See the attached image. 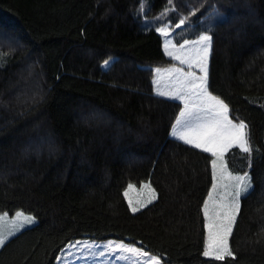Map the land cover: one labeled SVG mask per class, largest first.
Wrapping results in <instances>:
<instances>
[{"label": "trees", "instance_id": "trees-1", "mask_svg": "<svg viewBox=\"0 0 264 264\" xmlns=\"http://www.w3.org/2000/svg\"><path fill=\"white\" fill-rule=\"evenodd\" d=\"M165 25L177 45L213 37L209 91L248 125L251 167L226 154L253 185L235 259L202 255L213 157L170 134L183 105L155 93L156 69L178 64ZM146 182L158 199L134 213L124 193ZM20 211L38 223L0 264H58L80 239L128 241L168 264H264V0H0V213Z\"/></svg>", "mask_w": 264, "mask_h": 264}, {"label": "snow or ice", "instance_id": "snow-or-ice-1", "mask_svg": "<svg viewBox=\"0 0 264 264\" xmlns=\"http://www.w3.org/2000/svg\"><path fill=\"white\" fill-rule=\"evenodd\" d=\"M168 3L172 5L173 0H168ZM141 11H143V4H141ZM169 11H175V6L166 9L164 13H161V17L167 15ZM191 15H195V11L189 14V16ZM188 19L189 17L181 18L175 28L185 25ZM173 30H170L168 25L156 28V31L166 38L164 43L166 54L179 61L181 65H187L188 71L182 67L166 70L168 75L173 78L172 87L160 90V81L157 79L154 81L157 85L156 94L179 100L183 104L170 134L193 148L210 153L213 157L211 160L212 191L203 208L207 239L202 255L216 261H223L227 257L235 259L229 246V238L240 211L241 198L251 189L252 183L251 176L247 172L242 175H234L229 170L225 157L232 149H239L242 153L247 154L249 167H251L253 148L250 143L248 125L244 121L235 122L230 117L228 104L209 91V57L212 51L213 37L205 33L195 41L184 40L177 48L171 39H167ZM109 63V60L104 61L105 66ZM193 69H198L199 74ZM160 72V69H156L158 76ZM218 189H223V193H218ZM129 191H135L133 185L128 186V191L124 193L126 197H128ZM141 191H146V200L137 199L134 203L132 198H128L129 207L134 213L156 199L155 190L150 184H144ZM217 196H219L218 199ZM7 216V213L0 215V247L5 245L8 236L14 234L13 231H8L7 235L4 234ZM21 218H23V223L18 225L16 230H19L24 224L34 222L33 217L16 212L15 220ZM105 251L109 254H116V261H125L128 264H162L159 257L150 254L141 247L123 242L109 241ZM96 255L103 256L105 252L102 251Z\"/></svg>", "mask_w": 264, "mask_h": 264}, {"label": "rangeland", "instance_id": "rangeland-1", "mask_svg": "<svg viewBox=\"0 0 264 264\" xmlns=\"http://www.w3.org/2000/svg\"><path fill=\"white\" fill-rule=\"evenodd\" d=\"M170 30H172V29L170 28ZM174 32H175V30L171 31V35L167 39H171L172 43L175 44L176 47L178 48L179 45H177L175 43L174 38H173ZM163 38H164V43H165V39L166 38L165 37H163ZM193 41H195V40H193ZM164 50H165V48H164ZM170 58H172V57H170ZM175 61H177V60H175ZM209 61H210V57H209ZM177 62H178L177 65H174V66H171V67L158 68V69L161 70V72H160L159 76L156 73L155 80L159 79L160 83H164L163 84L164 88L163 87H162L163 89L161 88L162 91L163 90H167V89L172 87V79L173 78L168 75L166 70H169V69H171L173 67H182V68H184L185 71H188L187 65H181L179 63V61H177ZM193 70L197 71V74H199V70L198 69H193ZM155 87L157 88L156 84H155ZM155 93H156V89H155ZM234 175H237V174H234ZM146 183L150 184L148 182H146ZM146 183H143L141 185H137V184H133V183L129 184V185H133L134 186L135 191H129L128 197H126L127 200H128L129 197L132 198L134 203H135V201L137 199L146 200L147 199L146 191H144V192L141 191L143 185L146 184ZM151 187L155 190V188L152 185H151ZM252 188H253V185H252L251 189H249V191L246 194H244L243 196L247 195L252 190ZM126 191H128V187H127ZM155 193H156V199L151 204H153L158 199V193H157L156 190H155ZM218 193H223V189H218ZM218 198H219V196H217V199ZM151 204H148L146 207L141 208L140 211L146 209ZM240 206H241V201H240ZM140 211H138V212H140ZM20 212H22V211H20ZM22 213L24 215H26V216L33 217L34 218V222L31 223V224H24L23 227H20L19 230H16L18 225L23 223V218H21L20 220H15V215H10V214L7 213L8 216H7V223L4 225V228H5V233L4 234L7 235L8 231H13L14 234L11 235V236H8V239L6 240V242L9 241L14 236H16L17 234L21 233L22 231H24V230H26L28 228H31V227L35 226L38 223V219L34 215H31V214H28V213H25V212H22ZM135 213H137V212H135ZM3 214L4 213H0V215H3ZM238 215H239V213H238ZM238 215H237V217H238ZM233 228H234V226H233ZM230 239H231V236L229 238V246H230ZM109 241H113V242H117V243L118 242H123L125 244H129V245H134L136 247H140L137 244L130 243V242L124 241V240H117V239H107V240H103V241H97V240H92V239H80V240H76V241L72 242L71 244H69L68 247L60 254V257L58 259V264H128V262H125V261H116L115 260V255L116 254H109L108 252L105 251L106 246H107ZM102 251L105 252V255H103V256L96 255V253H99V252H102ZM145 251H147V250H145ZM147 252H149V251H147ZM149 253L152 254L151 252H149ZM152 255H154V254H152ZM155 256H157V255H155ZM157 257H159V256H157ZM206 258H209V257H206ZM160 259H161L162 264H168L162 258H160Z\"/></svg>", "mask_w": 264, "mask_h": 264}, {"label": "crops", "instance_id": "crops-1", "mask_svg": "<svg viewBox=\"0 0 264 264\" xmlns=\"http://www.w3.org/2000/svg\"><path fill=\"white\" fill-rule=\"evenodd\" d=\"M209 64H210V61H209ZM163 84L164 83H160L159 84V87H160V90H162L163 88H164V86H163ZM163 87V88H162ZM162 88V89H161ZM155 89H156V87H155ZM166 98H168V97H166ZM168 99H170V98H168ZM173 100V99H172ZM176 101H179V100H176ZM180 102V101H179ZM183 105V104H182ZM230 117H231V115H230ZM232 118V117H231ZM233 119V118H232ZM234 120V119H233ZM235 121V120H234ZM235 122H237V121H235Z\"/></svg>", "mask_w": 264, "mask_h": 264}]
</instances>
